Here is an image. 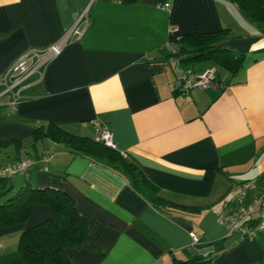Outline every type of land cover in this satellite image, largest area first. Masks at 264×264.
<instances>
[{
	"label": "crops",
	"instance_id": "crops-1",
	"mask_svg": "<svg viewBox=\"0 0 264 264\" xmlns=\"http://www.w3.org/2000/svg\"><path fill=\"white\" fill-rule=\"evenodd\" d=\"M82 12L81 35L29 75L24 97L10 107L0 95V166L32 158L11 184L71 195L86 227L64 249L70 264H264V231L240 237L218 220L237 204H253L252 218L264 210V33L228 0H0V73L23 49L59 38ZM222 27L220 45L242 51V66L232 76L215 71V86L175 90L179 68L213 65L182 64L176 38ZM93 119L163 197L198 209L158 208L117 171L32 135L48 122L93 135ZM47 146L44 170L38 156ZM51 214L36 204L25 223ZM23 224L0 222V264H25L16 247ZM206 245L207 260L184 262Z\"/></svg>",
	"mask_w": 264,
	"mask_h": 264
},
{
	"label": "trees",
	"instance_id": "trees-1",
	"mask_svg": "<svg viewBox=\"0 0 264 264\" xmlns=\"http://www.w3.org/2000/svg\"><path fill=\"white\" fill-rule=\"evenodd\" d=\"M239 13L251 21L264 33V0H228ZM227 28L216 30H191L176 38L173 54L182 64L208 58L215 71L224 69L230 76L242 66V51L220 45L219 40L226 36ZM45 135L61 142L72 151L122 174L128 184L152 205L158 208L177 207L197 210V205L182 204L163 197L157 186L130 159L120 153L114 145L106 144L93 135L76 134L62 126L48 122L45 127L33 129V137ZM10 175L0 174V194L9 185ZM36 204L48 206L52 214L34 222L25 223ZM0 222L4 225L24 223L18 233L16 247L25 264H70L65 255V247L79 244L85 235L86 219L81 215L71 195L55 186H33L24 182L0 200ZM208 259L205 253L195 252L188 261L203 262Z\"/></svg>",
	"mask_w": 264,
	"mask_h": 264
},
{
	"label": "built area",
	"instance_id": "built-area-1",
	"mask_svg": "<svg viewBox=\"0 0 264 264\" xmlns=\"http://www.w3.org/2000/svg\"><path fill=\"white\" fill-rule=\"evenodd\" d=\"M161 5L165 9L169 8L168 1H163ZM87 21V15L82 12L59 38L44 48L29 47L23 49L0 73V95L6 94L8 96V105L10 107H14L24 97L23 90L29 84L27 81L29 75L33 73L40 74L44 64L60 52L63 44L70 36L79 37L81 35ZM178 73L174 80V89L179 92H185L192 87L203 88L216 85L214 67L212 65H206L197 72L190 71L187 68H179ZM92 125L95 138L101 139L106 144L113 145L109 131L98 119H93ZM52 153V149L47 146L38 156V160L43 163L42 168L44 170H46L44 162L51 157ZM31 161L32 158L23 157L1 165L0 174L11 175L15 172H22ZM252 208L253 204H237L233 208L219 212L218 220H224L229 232H235L240 237L251 236L256 230L264 231V210L259 213L258 217L252 218ZM189 235L190 243H197L198 234L195 231H190Z\"/></svg>",
	"mask_w": 264,
	"mask_h": 264
},
{
	"label": "rangeland",
	"instance_id": "rangeland-1",
	"mask_svg": "<svg viewBox=\"0 0 264 264\" xmlns=\"http://www.w3.org/2000/svg\"><path fill=\"white\" fill-rule=\"evenodd\" d=\"M193 64H196V63L195 62L190 63V66H192ZM10 179L11 178L7 179V181H8L7 184L9 185V187L2 194H0V200L5 198L6 196L11 194L12 192H14V190L19 186V185H14L13 183L11 184Z\"/></svg>",
	"mask_w": 264,
	"mask_h": 264
},
{
	"label": "water",
	"instance_id": "water-1",
	"mask_svg": "<svg viewBox=\"0 0 264 264\" xmlns=\"http://www.w3.org/2000/svg\"><path fill=\"white\" fill-rule=\"evenodd\" d=\"M212 249V245H206L197 249V252L204 253Z\"/></svg>",
	"mask_w": 264,
	"mask_h": 264
}]
</instances>
